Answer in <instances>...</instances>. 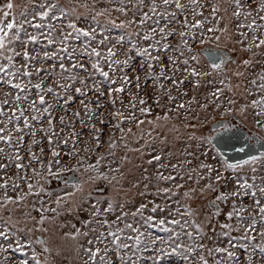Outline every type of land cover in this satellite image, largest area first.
<instances>
[{
  "label": "snow or ice",
  "instance_id": "snow-or-ice-1",
  "mask_svg": "<svg viewBox=\"0 0 264 264\" xmlns=\"http://www.w3.org/2000/svg\"><path fill=\"white\" fill-rule=\"evenodd\" d=\"M22 7L0 19V264H48L57 231L82 264H264V0Z\"/></svg>",
  "mask_w": 264,
  "mask_h": 264
},
{
  "label": "rangeland",
  "instance_id": "rangeland-1",
  "mask_svg": "<svg viewBox=\"0 0 264 264\" xmlns=\"http://www.w3.org/2000/svg\"><path fill=\"white\" fill-rule=\"evenodd\" d=\"M7 0H0V6L5 4ZM26 2V0H14V3L17 5L16 8H14L10 14L9 17L3 18L2 17V12H0V19H4L5 22L11 20L15 16H19V13L23 11L22 5ZM113 35H117V33L114 31ZM208 46V45H206ZM204 46V47H206ZM214 46V45H211ZM201 60L203 62H207V59L204 57V55H201ZM135 66L138 68L139 67V59L135 62ZM132 70L129 69V75H132ZM219 86V85H217ZM134 90V89H133ZM210 90V86L206 88H202L200 90L201 92V99H203V96L206 95V93ZM193 93H189V95H192ZM219 116H216V119ZM207 128V127H206ZM206 128L204 129V132L206 134ZM264 134V133H263ZM79 175V174H77ZM80 176V175H79ZM82 179V177H80ZM64 186V183H53L49 187V191L52 189H56L57 192L60 191ZM86 191L88 190L87 187L85 189ZM247 202V201H246ZM227 210V209H225ZM68 219H71V217H68ZM220 219H223L221 217ZM68 229H64L63 231H67ZM47 241V246L51 249L50 253H45L41 256V259H46L48 264H82V260L76 255V252L74 250V244L75 242L70 241V240H65L62 239V232L57 231L54 232L51 235H45L43 237ZM3 242V241H0ZM36 250L39 252L41 251V246L36 245ZM22 257L17 254V259H20ZM174 264H178V262L174 261Z\"/></svg>",
  "mask_w": 264,
  "mask_h": 264
},
{
  "label": "water",
  "instance_id": "water-1",
  "mask_svg": "<svg viewBox=\"0 0 264 264\" xmlns=\"http://www.w3.org/2000/svg\"><path fill=\"white\" fill-rule=\"evenodd\" d=\"M206 47H207V48H212V47H214V46L208 45V46H206ZM203 55H204V57L207 59V54L205 53V54H203ZM219 147H220V150L223 151V152L225 153L226 156L231 157V156H235V155H236V153H235L233 150L229 149V148H225V147H223L222 145L219 146ZM72 175H73V174L70 173V177H71ZM76 179H77V180L80 179L78 175H76ZM69 182H72V181L69 180Z\"/></svg>",
  "mask_w": 264,
  "mask_h": 264
},
{
  "label": "flooded vegetation",
  "instance_id": "flooded-vegetation-1",
  "mask_svg": "<svg viewBox=\"0 0 264 264\" xmlns=\"http://www.w3.org/2000/svg\"><path fill=\"white\" fill-rule=\"evenodd\" d=\"M217 119H220V117H218ZM242 131H243V133H244V135H247V128H243L242 129ZM206 134H210V128H206ZM258 134H260V135H264L263 133H258ZM214 135V134H213ZM75 175H77V174H75ZM65 176H68V177H70V173H65ZM79 176V175H78ZM79 178H80V176H79ZM80 180V179H79ZM53 183H64V179L63 178H61V180H59V181H56V180H54V181H52V184ZM69 183H72V182H69ZM51 184V185H52ZM36 235H40V233H37Z\"/></svg>",
  "mask_w": 264,
  "mask_h": 264
}]
</instances>
